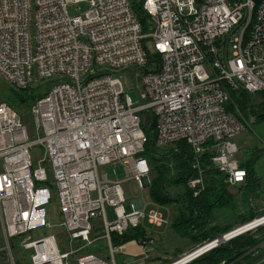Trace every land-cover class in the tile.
Wrapping results in <instances>:
<instances>
[{
  "label": "built area",
  "instance_id": "obj_1",
  "mask_svg": "<svg viewBox=\"0 0 264 264\" xmlns=\"http://www.w3.org/2000/svg\"><path fill=\"white\" fill-rule=\"evenodd\" d=\"M78 3L86 11L71 14L68 6ZM139 3L145 25L131 0H0V76L16 89L42 92L28 110L33 138L0 99V236L6 243L0 259L8 264L19 260L12 244L30 251L29 264H67L73 255V264H116L120 245L113 234L143 221L166 223L158 208L145 212L138 198L127 211L121 181L98 173L100 166L118 164L139 188L150 185L142 116L154 122L156 147H190L193 197L205 189L200 158L206 151L226 183L245 180L232 140L245 126L231 93L244 91L251 104L252 94L264 93V0ZM98 67L109 71L92 70ZM129 67L137 71L138 106L114 74ZM45 79L56 84H41ZM36 146L43 151L37 164L31 157ZM255 220L198 247L205 253L258 227ZM58 241L68 250L61 253Z\"/></svg>",
  "mask_w": 264,
  "mask_h": 264
},
{
  "label": "rangeland",
  "instance_id": "obj_2",
  "mask_svg": "<svg viewBox=\"0 0 264 264\" xmlns=\"http://www.w3.org/2000/svg\"><path fill=\"white\" fill-rule=\"evenodd\" d=\"M87 9V5L85 3H78V4H71L68 6V11L71 14L80 13L83 14ZM241 28H238L235 31V35L239 33ZM31 34H33L31 30ZM150 47V44H148ZM93 71H109L105 67H98L92 68ZM35 74V69L33 70ZM137 71L134 70L133 67H129L127 69H118L114 71V74L118 76L122 83L123 92L129 95L130 99L133 102L134 106H138L142 104V100L140 99V86L136 78ZM41 84L45 85H53L56 84L55 81H51L50 79H45ZM52 83V84H51ZM11 88H13L12 84L6 81L2 76H0V99H6L13 103V105L17 108V112L20 115V118L27 127L28 134L31 138L36 137V130H35V119L34 117L28 112L29 108L32 105L33 100H29L28 103H16L13 100V96H11ZM38 93V92H37ZM237 95V94H235ZM253 96V104L255 103V107L257 108V104L260 103L262 100L263 94H252ZM239 97V95H238ZM237 97V98H238ZM233 99V100H232ZM231 104L234 110H236L237 114L241 117L244 123V129L238 133L232 140L236 143L238 152L236 153V158L242 162L246 160V155L249 152L251 153L252 158L257 157L258 160L256 162L257 167L259 169V176L262 178L258 185L259 187H255L254 190L248 192L247 189L242 186H229V191L233 194L231 200L232 207L229 209H220L215 210L212 214V225H219L223 227L222 233L228 232L230 230L235 229L236 227L245 224L247 219H257L263 217V159H264V119L263 117L260 118V112L258 115H254L252 112V107L246 109V115L244 111L239 109V107L235 104L234 98L231 97ZM252 112V113H251ZM148 119L145 116L141 117V125L143 127L147 126ZM154 132V131H153ZM152 132V133H153ZM170 145L169 147H171ZM248 152L246 153V151ZM31 157L35 164H37L38 160L43 157V151L40 146H36L31 149ZM243 159V160H242ZM255 159V158H253ZM47 166V164L44 163ZM99 175L105 174L108 179L117 178L121 181V187L123 189L124 197L126 202L124 203L125 209L128 211L130 209L131 202L138 198L141 202L142 208H144L145 212L153 208H158L163 218L166 220L161 226H155L147 223V221H143L142 225L143 228L147 231L145 232L146 236L140 237V239H132L126 242H135L138 248L132 244V250L129 246L127 249V253L121 252L120 245V253L115 255L116 264H171L174 261H177L184 256L185 254L190 253L194 249L198 247L199 244L193 243V241L188 237V235L193 231L190 227L189 230H183V227L179 229L177 233L173 228L172 224L175 219L180 217V212L182 211V205H170V207L162 206L156 204L151 196L149 186H145L143 189L139 188L137 183L132 179L124 178L123 168L122 166L115 164V165H103L98 168ZM116 173V174H115ZM150 176V175H149ZM186 189V187H185ZM184 186L180 183L177 187H171L170 191L173 196L179 197V194L184 192ZM246 194V195H245ZM244 196V197H243ZM180 211V212H179ZM174 213L175 218L173 217ZM106 214L109 220L114 219L113 210L110 207H106ZM52 215H56L55 210L52 212ZM237 216V217H236ZM245 219V220H244ZM95 223L100 225V221L98 218L95 219ZM221 228V227H220ZM57 227L54 231H57ZM229 229L228 231H226ZM263 229L264 224L262 223L256 228H252L249 231L241 234V235H248L252 234L255 237L259 238V243L246 251L238 258L232 261H221L219 264H264V243H263ZM153 233H151V232ZM194 232V231H193ZM180 233V234H179ZM134 237H137L139 234L138 232L134 231L131 233ZM57 239L60 240L64 239L62 233L56 234ZM139 237V236H138ZM236 237V236H235ZM234 238V237H233ZM233 238H230L223 243H227L231 241ZM60 243L58 241V248L59 251L62 253L63 251L68 250L66 247H60ZM97 244L91 246V249L96 251ZM4 248H6V243L4 240L3 235L0 236V256H4ZM13 254L16 258L19 259L20 264H29L30 258V251H23L21 248L13 247L11 245ZM123 253V254H122ZM203 253L196 256L195 258L189 260L185 264H191L194 262V259L199 258L202 256ZM124 255V256H123ZM76 255L70 256L67 259V264H73L75 261ZM17 259V260H18ZM1 264H8L2 259H0Z\"/></svg>",
  "mask_w": 264,
  "mask_h": 264
},
{
  "label": "trees",
  "instance_id": "obj_3",
  "mask_svg": "<svg viewBox=\"0 0 264 264\" xmlns=\"http://www.w3.org/2000/svg\"><path fill=\"white\" fill-rule=\"evenodd\" d=\"M131 2L133 11L143 25H145L147 17L141 9L139 0H131ZM10 93L16 103L24 104L28 103L29 100H33L42 92L39 93V88L37 87L27 88L25 90L13 87L11 88ZM231 94V97L234 98L235 104L239 109L244 111L245 115L246 109L249 110V108L252 107L254 115H258L260 112L259 117H263L264 119V93H260L263 94V96L260 103L257 104V108L255 107V103L251 104L252 97L244 91L232 92ZM6 101L17 110L15 106L19 105H13L9 100ZM143 130L146 134L143 155L147 158L150 165L149 190L152 200L156 204L164 207L178 204L182 205V211H179L180 217L174 220L172 228L178 233L181 227H183V230H189L191 227L194 232L191 231L188 237L193 243L199 245L220 236V233L224 231L223 227L220 226V228L218 224L212 225L211 217L216 209L224 210L232 207L233 200H231V198L233 194L229 191L230 185L225 182V175L211 166L209 159L211 153L206 151L201 155L200 167L204 171L205 189L200 192L197 197H193L190 190L187 188L188 178L196 174V171L192 168L193 157L190 147L184 142L172 144L171 147H169L170 145L164 148L156 147L154 145L155 136L153 132V121H148L147 126L143 127ZM247 152L248 150L246 153ZM251 153L252 152H249L248 155H246V160L240 162V165L246 170L244 188L247 189L248 192L254 190L255 187H259L260 184L258 185V183L262 179L257 172L256 162L258 158L253 157L255 158L253 159ZM180 183L184 186V189L185 187L186 189L183 193L179 194V197L173 196L170 188L177 187ZM175 215L176 214L174 213V218ZM251 220L252 219H247L244 223ZM228 230L229 229L226 231ZM134 231L138 232L139 237H134V235L131 234ZM145 232L146 229L140 224L135 228L128 229L122 235L113 234L112 241L115 245H119L132 239H140V237L146 236ZM258 243V237H255L252 234H240L234 237L231 241L220 244L203 253L199 258L194 259V262L191 264H219L221 261H232ZM17 264H20L19 260L17 261Z\"/></svg>",
  "mask_w": 264,
  "mask_h": 264
},
{
  "label": "bare ground",
  "instance_id": "obj_4",
  "mask_svg": "<svg viewBox=\"0 0 264 264\" xmlns=\"http://www.w3.org/2000/svg\"><path fill=\"white\" fill-rule=\"evenodd\" d=\"M263 223V217H260V218H257L255 221H254V224L253 225H261ZM251 225V226H253ZM250 226V227H251ZM245 227V226H244ZM243 228V227H242ZM233 231V230H232ZM232 231L228 232V234H231ZM231 236V235H230ZM205 251V248H200V247H197L196 249H194L193 251H191L190 253L188 254H185L184 256H182L183 258L177 260V261H174L172 262L171 264H181L183 262H188L191 257H196L198 255H200L202 252ZM190 255V256H189Z\"/></svg>",
  "mask_w": 264,
  "mask_h": 264
},
{
  "label": "crops",
  "instance_id": "obj_5",
  "mask_svg": "<svg viewBox=\"0 0 264 264\" xmlns=\"http://www.w3.org/2000/svg\"><path fill=\"white\" fill-rule=\"evenodd\" d=\"M239 149V148H238ZM264 155V154H263ZM259 169L260 168H258L257 167V172H259ZM259 175V174H258ZM244 181L243 182H241V183H238V184H235L234 186H242V185H244ZM263 186H264V159H263ZM263 190H264V188H263ZM263 211H264V192H263ZM263 215H264V212H263ZM147 231V230H146ZM148 232V231H147ZM149 232H151V231H149ZM151 233H153V232H151ZM154 234V233H153ZM263 237H264V229H263ZM263 243H264V239H263ZM132 244H134L137 248H138V251L137 252H139V247L137 246V244L135 243V242H126L125 244H123V246H121V252L122 251H124L123 253H127V251H128V247L130 246L131 247V250H132ZM128 248V249H127ZM122 253V254H123ZM124 256V255H123ZM1 264V263H0Z\"/></svg>",
  "mask_w": 264,
  "mask_h": 264
},
{
  "label": "water",
  "instance_id": "obj_6",
  "mask_svg": "<svg viewBox=\"0 0 264 264\" xmlns=\"http://www.w3.org/2000/svg\"><path fill=\"white\" fill-rule=\"evenodd\" d=\"M234 31V29L227 35V37H226V39H225V45H224V52L226 53V47H227V43H228V40H229V36H230V34L232 33ZM251 100H252V98H251ZM225 239V237L223 236V235H220L218 238H217V242H219V241H222V240H224ZM190 256V255H189ZM194 257H191V259H193ZM186 262H183V263H181V264H185Z\"/></svg>",
  "mask_w": 264,
  "mask_h": 264
}]
</instances>
